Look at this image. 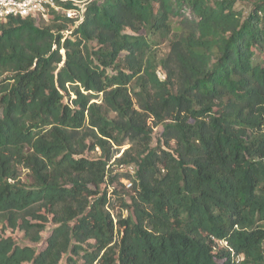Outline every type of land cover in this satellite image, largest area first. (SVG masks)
Here are the masks:
<instances>
[{"label":"trees","instance_id":"trees-1","mask_svg":"<svg viewBox=\"0 0 264 264\" xmlns=\"http://www.w3.org/2000/svg\"><path fill=\"white\" fill-rule=\"evenodd\" d=\"M71 25L0 23V264H264V0H98ZM50 215L42 247L6 235L39 244Z\"/></svg>","mask_w":264,"mask_h":264},{"label":"rangeland","instance_id":"rangeland-1","mask_svg":"<svg viewBox=\"0 0 264 264\" xmlns=\"http://www.w3.org/2000/svg\"><path fill=\"white\" fill-rule=\"evenodd\" d=\"M236 9H243L245 11V13H248L250 10V7L248 6V4H246L245 2H238L236 4ZM184 17H188L189 19H193L194 16L192 15V13L189 11V9H185L183 12V16L182 17H173V22H174V26H178V23H180V21L184 18ZM52 21V20H51ZM50 21V22H51ZM76 26L71 25L70 29L72 30L73 28H75ZM71 30H67L65 32L66 35H69V33L71 32ZM157 50V54L159 57H163L165 55H167V53L169 52V43L168 42H163L161 43L159 46L156 47ZM62 53L65 54V51L62 50ZM159 75L162 79L165 78V74L162 70L159 69ZM161 130H163L162 126H158L157 128H154V132H153V145H156L158 143L160 134H161ZM128 145L124 146V149L127 148ZM124 149H122V153L124 151ZM101 155V150L100 148H97L95 152H92L89 154V156L91 157H95V156H99ZM121 154L117 155L120 156ZM115 159H113L114 161ZM112 161V162H113ZM113 174H118L119 179L117 181H115V183L113 185H110L108 187H106V184L102 186V189H108V197L110 198L111 201V205H110V209L111 212L113 214V216L116 218V220L118 219L119 216H127L129 214V211L126 210V208L124 207V202L130 201V195L133 194V190H132V180L129 179L125 174L129 173L130 175H134L135 173V165H123V166H113ZM22 178L24 181H29L27 178V170H23L22 171ZM115 188L118 192H114ZM2 226H0L1 229ZM57 227V224L54 223V221L52 220V216H49V221L47 222L46 225V229L43 232V239L39 244H33L31 243L24 235V232L21 231L20 229L17 230H12V229H8L6 231V235H11L13 236L16 241L17 244L19 246H26V245H36L37 247H42L45 245L46 243V239L51 235L52 231ZM92 243H94V241H92ZM85 247L89 250H92V246L90 245H85ZM83 253L80 256H73L74 259H76L77 264H83L84 263V259H83ZM72 256L71 253L67 254L64 256L63 260L61 261L60 264H68V257Z\"/></svg>","mask_w":264,"mask_h":264},{"label":"built area","instance_id":"built-area-1","mask_svg":"<svg viewBox=\"0 0 264 264\" xmlns=\"http://www.w3.org/2000/svg\"><path fill=\"white\" fill-rule=\"evenodd\" d=\"M95 1L98 0H0V23L13 16L46 22L60 17L78 26L86 19L89 4Z\"/></svg>","mask_w":264,"mask_h":264}]
</instances>
